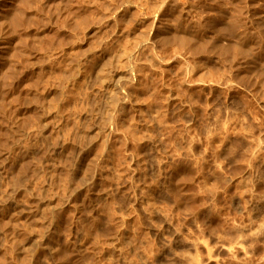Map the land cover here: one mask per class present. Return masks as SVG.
Segmentation results:
<instances>
[{"label": "rangeland", "instance_id": "obj_1", "mask_svg": "<svg viewBox=\"0 0 264 264\" xmlns=\"http://www.w3.org/2000/svg\"><path fill=\"white\" fill-rule=\"evenodd\" d=\"M0 204V264H264V0H0Z\"/></svg>", "mask_w": 264, "mask_h": 264}, {"label": "bare ground", "instance_id": "obj_2", "mask_svg": "<svg viewBox=\"0 0 264 264\" xmlns=\"http://www.w3.org/2000/svg\"><path fill=\"white\" fill-rule=\"evenodd\" d=\"M152 26H153V24H152ZM169 28H170V27H169ZM152 29H153V28H152ZM160 29H161V28H160ZM156 30H157V29H156ZM157 31H158V30H157ZM167 31H168V30H167ZM167 31H166V30H164V31H163V30H160V31H158L157 33H156V31H155V33H156V37H157V38L165 37V35H168V34H166ZM153 32H154V31H153ZM168 32H171V30L168 31ZM172 33H173V31H172ZM175 33H176V32H175ZM153 34H154V33H153ZM170 34H171V33H170ZM129 35H130V34H129ZM146 35H148V34H146ZM151 35H152V34H151ZM173 35H175V34H173ZM152 36H153V35H152ZM152 36H151V37H152ZM180 36H181V35H180ZM154 37H155V36H154ZM166 37H167V39L169 38L168 36H166ZM135 38H136V37H135ZM138 38H140V37H138ZM175 38H176V36H175ZM128 39H129V38H128ZM136 39H137V38H136ZM154 39H155V41H156V38H154ZM164 39H166V38H164ZM171 39H172V38H171ZM177 39H178V38H177ZM152 40H153V39H152ZM180 40H181V39H180ZM133 41H134V39H133ZM141 41H142V40H141ZM155 41H154V42H155ZM158 41H159V40H158ZM164 41H167V40H164ZM168 41H169V39H168ZM181 41L184 42L185 40L183 39V40H181ZM237 41H238V40H237ZM159 42H160V41H159ZM162 42H163V41H162ZM244 42H245V41H244ZM127 43H128V42H127ZM129 43H130V42H129ZM145 43H146V42H145ZM155 43H157V42H155ZM185 43H186V42H185ZM218 43H219V42H218ZM135 44H136V42H135ZM141 45H144L143 41H142ZM135 46H137V45H135ZM246 46H247V45H246ZM249 46H250V45H249ZM142 47H144V46H142ZM137 49H138V48H137ZM128 50H129V49H128ZM130 50H131V48H130ZM130 50H129V51H130ZM224 50H225V48H224ZM129 51L124 52V56H126L125 53L127 54ZM131 51H132V50H131ZM244 51H245V50H244ZM239 53H240V52H239ZM241 53H243V52H241ZM114 54H116V53H114ZM114 54H113V55H114ZM111 57H112V56H111ZM116 57H117V56H116ZM116 57H115L114 60L118 59V61H119V63H120V59H119L118 57H117V58H116ZM109 58H110V57H109ZM109 58H107V59H109ZM123 59H124V58H123ZM109 60H113V59H109ZM122 61H123V60H122ZM100 62H101V61H100ZM106 62H107V63H108V62L111 63L110 61H106ZM106 62H105V63H106ZM113 62H114V61H113ZM113 62H112V63H113ZM124 62H125V61H124ZM124 62H123V64H124ZM103 63H104V62H103ZM103 63H101V64H103ZM107 63H106L105 65H108ZM120 64H121V63H120ZM114 65H115V64H114ZM114 65H113V67H114ZM124 65H125V64H124ZM124 65H123V67L125 68L126 65H125V66H124ZM102 66H103V65H102ZM102 66H101V68H102ZM108 66H109V65H108ZM121 67H122V65H121ZM121 67H119V68L122 70ZM97 68H98V67H97ZM107 68H108V67H107ZM131 68H132V67H131ZM131 68H130V67H126L125 70H123V72L121 71V73H120V72H117V73H115V74H114V72H111V71L108 69L109 72H111L109 75L107 74L108 71H107L106 73L104 72V75H105V74L108 75V78H109V76L113 73V74H112V77L109 78V79L107 80L106 83H107V86H108L109 88H111L112 93L116 94V97H118V96L120 95V93L122 92V90H123V88H124L123 85H124L125 82L127 83V82L129 81L130 84H131V81H130V79H131V77H132V76H131V75H132V70H131ZM99 69H100V68H98V70H99ZM104 69L106 70V68H104ZM101 70H102V69H101ZM112 71H113V70H112ZM116 71H117V70H116ZM116 71H115V72H116ZM118 71H119V70H118ZM99 72H100V70L98 71V74L100 75ZM101 73H103V71H102ZM106 75H105V76H106ZM100 77H103V76H100ZM99 79H100V78H99ZM104 79H106V78L103 77L102 80H104ZM129 82H128V83H129ZM133 82H134V81H133ZM103 83H105V80H104ZM100 84H101V83H100ZM102 88H104V87H102ZM105 90H106V89H105ZM109 90H110V89H109ZM110 92H111V91H110ZM110 92H109V93H110ZM123 92H124V91H123ZM125 92H126V91H125ZM112 93H111V97H110V99H111L112 102H113V101L115 100V99L113 100V98H114L115 95L113 96ZM118 94H119V95H118ZM117 95H118V96H117ZM121 96H122V94H121ZM116 97H115V98H116ZM119 97H120V96H119ZM119 97H118V98H119ZM118 98H117V99H118ZM120 98H121V97H120ZM122 98H123V97H122ZM122 98H121V99H122ZM117 99H116V100H117ZM118 101H119V100H118ZM118 101H115L114 104H116V102H118ZM123 101H124V100H123ZM112 104H113V103H112ZM118 104H119V103H118ZM110 107H113V105H111ZM115 108H117V106H116ZM114 110H115V109H114ZM92 111H93V109H92ZM92 111H91V112H92ZM115 112H116V111H115ZM112 114H113V113H112ZM91 115H92V114H91ZM91 115H90V116H91ZM106 115H107V114H106ZM102 117H103V116H102ZM111 117H112V116H111ZM106 118H107V116H106ZM105 125H106V124H105ZM89 165H90V164H89ZM255 178H257V177H255ZM255 178H254V179H255ZM12 183H13V182H12ZM260 202H261V201H260ZM254 203H255V202H254ZM255 204L258 205V204H260V203H255ZM260 206H261V205H260ZM254 207H255V206H254ZM5 212H6V207H5L4 205H1V204H0V215H1L2 217H5V215H6V214H4ZM21 212H22V216H23L24 213H23V211H21ZM2 213H3V214H2ZM19 213H20V212H19ZM262 213H263V212H262ZM16 215H18V214H16ZM16 215H15V216H16ZM19 215H20V214H19ZM25 216H26L28 219L30 218V214H26ZM262 227H263V226H262ZM34 243H35V242H34Z\"/></svg>", "mask_w": 264, "mask_h": 264}]
</instances>
